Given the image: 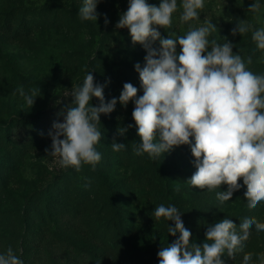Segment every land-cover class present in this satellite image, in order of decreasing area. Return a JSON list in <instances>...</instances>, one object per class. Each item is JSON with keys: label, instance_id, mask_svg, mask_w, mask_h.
<instances>
[{"label": "rangeland", "instance_id": "rangeland-1", "mask_svg": "<svg viewBox=\"0 0 264 264\" xmlns=\"http://www.w3.org/2000/svg\"><path fill=\"white\" fill-rule=\"evenodd\" d=\"M258 2L259 12L252 13L248 10L254 0H204L200 20L182 23L180 10L170 29L158 30L163 38L172 32L184 35L211 20L217 32L209 41L223 44L227 38L248 70L264 74V51L252 39L253 31L264 27V0ZM147 3L158 7L161 0ZM82 5L83 0H0V254L10 246L24 264H65L76 258L87 264H159L158 252L179 237L168 233L173 221L155 219L153 213L161 204L179 209L192 243L201 246L207 242L208 227L224 218L231 219L238 232L246 217L264 223V202L250 210L246 187L224 203L216 193L227 191L226 185L213 191L191 187L188 181L196 167L190 145L175 147L155 160L147 153L135 154L140 143L132 118L135 104L122 106L119 96L125 83L143 95L135 65L144 66L147 51L132 43L127 28L116 27L129 0H101L96 22L79 18ZM243 20L252 30L233 36L232 29ZM152 47L159 49V41ZM88 72L104 86L105 103L116 98L117 104L100 117V162L95 170L83 165L77 172L49 155L48 133L54 122H63L74 102L73 86L82 85ZM20 87L26 93L38 89L31 108L14 94ZM91 103L100 102L94 97ZM31 117L35 123L25 121ZM121 127L128 129L124 135L118 133ZM114 140L127 147L112 151ZM32 192L37 194L26 205ZM28 234L33 241L23 248ZM247 252L253 253L250 264H259L264 231L253 226L244 251L234 260L226 254L223 259L226 264H243Z\"/></svg>", "mask_w": 264, "mask_h": 264}, {"label": "clouds", "instance_id": "clouds-1", "mask_svg": "<svg viewBox=\"0 0 264 264\" xmlns=\"http://www.w3.org/2000/svg\"><path fill=\"white\" fill-rule=\"evenodd\" d=\"M100 2L83 0L79 18L96 22ZM203 8L204 0H181L179 5L177 0H161L158 7L147 0H129L116 27L127 28L132 43L143 45L147 55L143 67L135 65L143 95L138 96V89L125 83L119 103L125 107L129 101L135 104L132 118L140 140L134 149L136 155L147 153L155 160L175 147L190 145L196 167L188 181L191 187L213 191L226 185L227 191L216 193L217 200L224 203L241 187L242 179L247 189L244 197L251 210L264 202V74L248 70L227 38L223 44L215 39L209 41L210 34L217 32L211 20L205 19L201 26L190 28L184 35L172 32L163 38L158 30L170 29L174 13L180 10L182 23L200 20ZM259 10L260 3L254 0L248 11ZM252 27L247 20L239 21L232 35L243 36ZM252 39L264 51V27L253 31ZM156 41L159 49L152 47ZM251 63L249 57L247 64ZM37 91L33 88L26 93L20 87L14 94L31 108ZM71 95L74 102L63 122H54L48 133L52 140L49 155L59 158V165L65 169L79 172L83 165H91L95 170L101 160L96 147L102 139L100 117L114 111L117 99L105 103L104 86L95 83L92 72L86 74L82 85L73 86ZM94 97L100 102L98 106L91 103ZM127 130L121 127L118 133L124 135ZM110 147L120 152L127 146L114 140ZM153 214L157 220L173 221L175 226H168V233L173 237L179 234L174 243L158 252L159 264H226L225 254L234 260L237 253L244 251L253 226L257 232L264 231V223L255 217L244 218L239 232L231 219L224 218L208 227L207 242L201 246L192 243V233L185 228L175 205L161 204ZM252 258L253 253H245L243 264H250ZM258 259L259 264H264V255ZM0 264L24 262L9 246L0 254Z\"/></svg>", "mask_w": 264, "mask_h": 264}, {"label": "trees", "instance_id": "trees-1", "mask_svg": "<svg viewBox=\"0 0 264 264\" xmlns=\"http://www.w3.org/2000/svg\"><path fill=\"white\" fill-rule=\"evenodd\" d=\"M36 120L37 119L35 117H31V118H27L25 121L28 122V123H35ZM239 183L241 184L240 188L244 189L246 187L243 184V180L242 179L239 181ZM35 194H37V192H32V193H30V194H28L26 196V199H25L26 205H28L31 202V199L33 198V196ZM30 241L32 242L33 239H32L31 234H28L27 236H25V240H22L21 247L24 248L27 245V243H30ZM65 264H87V263L82 258H76L75 260L69 261V262H67Z\"/></svg>", "mask_w": 264, "mask_h": 264}]
</instances>
